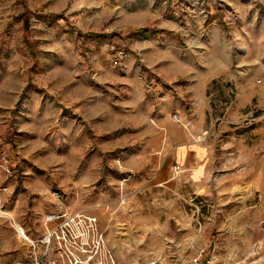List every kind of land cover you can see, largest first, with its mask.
I'll use <instances>...</instances> for the list:
<instances>
[{"label":"rangeland","instance_id":"rangeland-1","mask_svg":"<svg viewBox=\"0 0 264 264\" xmlns=\"http://www.w3.org/2000/svg\"><path fill=\"white\" fill-rule=\"evenodd\" d=\"M198 82L214 173L127 170L138 110L190 112ZM36 184L86 226L87 264H264V0H0V208Z\"/></svg>","mask_w":264,"mask_h":264},{"label":"crops","instance_id":"crops-1","mask_svg":"<svg viewBox=\"0 0 264 264\" xmlns=\"http://www.w3.org/2000/svg\"><path fill=\"white\" fill-rule=\"evenodd\" d=\"M221 55L228 62L227 55ZM165 56L159 59L165 60ZM192 58L194 60L196 57ZM207 68V71L214 72L215 66L213 64ZM157 71L171 80L183 72L178 69L175 56L166 57L164 62L157 65ZM207 86L200 82L192 86L199 104L190 112L186 110L185 99L176 97L166 99L161 105L150 103L148 110H138L134 116L130 146L120 155L121 163L127 170L161 175L163 172L167 174L176 162L182 170L180 175H185V170L190 171L192 180H203L214 173L215 154L211 139L205 138L209 117L214 111L205 98ZM242 102H245L244 99L237 101ZM174 112H179L181 122L173 119ZM33 188L40 194L18 191L13 205L1 208L7 214L0 216V264H35V260L47 264L51 259L41 243L46 233L44 216L52 209L45 195L49 186L36 184ZM4 196L8 199L12 193H4ZM17 225L25 229L32 242L19 236ZM54 257L57 258V255ZM60 261L62 263L63 260Z\"/></svg>","mask_w":264,"mask_h":264},{"label":"built area","instance_id":"built-area-1","mask_svg":"<svg viewBox=\"0 0 264 264\" xmlns=\"http://www.w3.org/2000/svg\"><path fill=\"white\" fill-rule=\"evenodd\" d=\"M174 118L181 120L178 113L174 114ZM54 196L63 205L64 196L59 191L54 192ZM73 220V214L69 215L65 208H60L45 216L46 236L43 237L41 243L51 256L47 264H58L61 259L54 255L59 254L65 259V264H87L94 260L97 252L93 253L88 249L89 244L85 241L86 226L74 225ZM97 247L100 248V242H97ZM87 254V260L83 261V256ZM35 264H41V262L35 260Z\"/></svg>","mask_w":264,"mask_h":264},{"label":"bare ground","instance_id":"bare-ground-1","mask_svg":"<svg viewBox=\"0 0 264 264\" xmlns=\"http://www.w3.org/2000/svg\"><path fill=\"white\" fill-rule=\"evenodd\" d=\"M7 214L5 211H3V209L0 208V216L1 215H5ZM17 231L19 233V236L23 239H26L27 241L32 242V239H30V237L28 236V234L26 233L25 229L19 225H17Z\"/></svg>","mask_w":264,"mask_h":264},{"label":"trees","instance_id":"trees-1","mask_svg":"<svg viewBox=\"0 0 264 264\" xmlns=\"http://www.w3.org/2000/svg\"><path fill=\"white\" fill-rule=\"evenodd\" d=\"M144 31H146V30H144Z\"/></svg>","mask_w":264,"mask_h":264}]
</instances>
